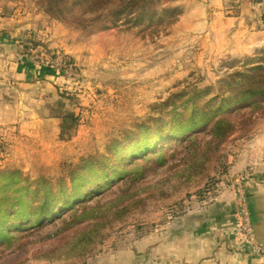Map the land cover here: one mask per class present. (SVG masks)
Returning a JSON list of instances; mask_svg holds the SVG:
<instances>
[{"label": "rangeland", "instance_id": "1", "mask_svg": "<svg viewBox=\"0 0 264 264\" xmlns=\"http://www.w3.org/2000/svg\"><path fill=\"white\" fill-rule=\"evenodd\" d=\"M239 1L228 0L229 6L223 8L224 12L220 9L212 16L221 8L219 0H114L107 4H99L97 0H0V8L4 7L6 14L16 13V23L33 30L23 38L26 41L21 46L23 53L37 51L39 45L47 48L42 50V60L66 77L58 90L72 102L71 111L78 114L70 123L72 130L63 131L61 141L64 142L42 140L40 136L41 140L36 141L32 134L20 137L14 131L9 132L12 133L10 141L3 136L0 142V217L2 209L10 207L9 214L19 209L25 227L15 234L24 236L14 245L0 246V264H127V252L132 248L140 250L145 237L155 241L153 233L159 229L170 227L169 232L173 231L177 225L189 221L191 213L221 201L228 189L247 190L254 170L236 172V160L243 138H254V129L264 126V112L255 113L252 108H241L239 113L234 111L231 114L234 131L215 148L205 132L197 134L196 145L187 141L181 144L182 138L170 136L178 132L177 126H168L173 120L169 116L174 108L166 109L163 114L154 111L157 105L169 100L183 102L185 96L207 88L213 91L204 96V100L220 96L221 85L234 70L227 64L246 63L264 49L261 20L249 26L255 30L248 38H244V33L231 36L232 26L226 17L237 14L232 5ZM255 4L252 1L249 5L256 7ZM141 16L145 17L140 19L144 24L139 23ZM160 18L162 21H158ZM153 20L160 23L152 26ZM256 34L259 43H252ZM249 49L255 52L244 58ZM62 62H66V68ZM195 87L199 89L194 91ZM178 96L182 98L177 100ZM160 116L166 122L164 137L153 139L155 146L151 151L163 152V163L159 158L149 161L147 167L151 165L152 170L143 181L130 187L132 166L144 161L141 156L132 159V152L137 148L142 150L139 153L147 150L143 151L144 145L139 140L136 148L129 150L132 142H128L121 150L123 158L129 157L127 163L132 165L121 168L114 164L113 168L120 171L107 177L109 187L102 194H96V199H86L88 205H95L98 201L104 203L125 196L126 189L130 194L136 192L135 197L127 201L130 209L127 215L105 228L98 243L85 256L58 254L63 244L75 235L74 230L59 235L61 219L72 212L68 207L73 202L68 199L62 204L54 203V208L60 204L67 209L40 229L28 209L23 221L25 212L16 205L18 198L14 190L28 185L29 190H33V186L43 182L57 187L60 181L71 190L74 173L80 171L82 165L87 168L88 159L95 158L89 172L95 176L89 177L88 184L76 186L79 192L88 195L104 181L97 170L112 157L114 142L138 131L143 121L149 118L156 121ZM200 126L203 128L202 124ZM146 154L148 159L152 157ZM75 202L79 204V200ZM58 209L57 206L54 210ZM16 214L0 221L13 222ZM247 238L254 242L251 236ZM255 249L264 252L257 244Z\"/></svg>", "mask_w": 264, "mask_h": 264}, {"label": "crops", "instance_id": "2", "mask_svg": "<svg viewBox=\"0 0 264 264\" xmlns=\"http://www.w3.org/2000/svg\"><path fill=\"white\" fill-rule=\"evenodd\" d=\"M227 1L219 0L221 8L212 16L220 9L224 12L223 8L229 6ZM252 1L256 2V7L249 5ZM245 5L246 8L233 17L226 15L233 37L244 33V38H248L250 32L255 30L249 26L257 20L260 22L263 15L264 0H241V7ZM6 13L5 8L1 7L0 142L3 136L10 141L12 133L9 132L13 131L20 137L32 134L36 141L41 140L40 136L42 140L59 142L65 129L72 130L70 123L78 115L71 111L72 102L58 90L60 84L66 82V77L42 60L41 54L46 50L39 48L34 53H23L22 47L26 43L23 40L33 30L23 28L22 24L16 23L15 16ZM258 37L254 35L252 43L258 41ZM254 52L249 49L244 58ZM240 146L241 160H236V172L240 173L241 169L254 170L247 190L235 192L228 189L221 201L191 213L190 220L177 225L173 231L169 232L170 227L159 229L153 233L155 241H150L149 236L145 237L140 250L132 248L127 252V264H264V252L257 253L255 250L256 244L264 249V126H257L254 138H243ZM242 203L248 209L251 228L255 233L253 243L240 225Z\"/></svg>", "mask_w": 264, "mask_h": 264}, {"label": "trees", "instance_id": "3", "mask_svg": "<svg viewBox=\"0 0 264 264\" xmlns=\"http://www.w3.org/2000/svg\"><path fill=\"white\" fill-rule=\"evenodd\" d=\"M97 2L99 4H107L114 2V0H97ZM238 6H240L239 8L241 9L244 7L246 8V5L241 7V0L238 2ZM238 6L235 8L237 14L239 13ZM15 14L16 13L13 12L11 13L13 16H15ZM262 14L261 21L263 22L262 24H264V11ZM144 16L146 17V15ZM145 17H139V23L144 24L140 19H144ZM158 21H162V18ZM158 21L155 22V20H153L152 26L160 23ZM139 23L135 22L138 26ZM28 41L32 42L33 40L30 39ZM39 47L41 50L47 49L41 47V45H39ZM257 54L258 55L255 58L250 59L246 63L231 62L227 64L234 68V70L231 72L230 78L225 80L221 85L219 89L221 92L220 96L204 100V96L213 91V88H207L205 91H196L195 95L185 96L183 102L169 100L162 105L155 106L154 111L158 114H163L165 110L170 107L174 108L175 111L171 113L172 116H169L173 120L168 122V126H177L176 128L179 130L177 133L170 136L177 137L178 139L182 138V141L180 142L181 144L187 141L194 146L198 141L197 134L205 132L209 134L210 143L213 144L212 146L219 148L221 144L227 140L228 134L234 131L235 124L231 116L234 111L239 113L238 111H240L241 108H252L255 113L258 111L264 112V109L262 108V104H264V49L260 50ZM70 61L73 62V59ZM196 89L199 88L195 87L193 90L195 91ZM180 98H182V96H178L177 100H180ZM224 101L225 103H221ZM233 106H237L238 109L236 110ZM179 108L180 110L177 111ZM163 116H160L156 121L151 118L143 121V123L138 126V131L130 132L126 134L124 138L117 139L114 142L115 146L112 149V157L106 159V164L100 166L97 170L98 175L104 177V181L95 187L94 190H92L93 192H89L88 195L79 192L76 186H84L88 184L90 181L89 177L95 176V174L89 173L91 164L95 158L88 159L90 162L87 164V168L85 165H82L79 168V170H81L74 173L73 189L71 190H68L63 183H60L62 181L57 183V187H55V185L49 186L48 182H43L33 186L35 187L33 190H29V187H31L29 185L26 186V188L22 186L14 190V193L18 198V200L15 201L16 205H19L25 212V215H23V221L27 218L25 216L26 209H28L32 213V216L37 219L35 222L38 224L37 228L40 229L46 224L52 222L57 216H61L62 211L67 209V206H59L60 204H56L60 208L56 212L54 209L57 206L54 208V203L59 202L62 204L68 199L71 203L73 202L68 207V210H72V212L69 213L67 218H60L61 230L59 235L65 234L70 230H74L75 235L70 241L63 244L62 248L59 249L58 254L61 257L63 255L67 257L85 256L98 243L105 228L127 215L130 210L127 201L135 197L136 192L133 191L134 193L130 194L131 191L126 189L124 191L125 196H118L104 203L98 201L95 205H88V200L96 199V194H102V192L109 187L110 179L107 180V177H109L112 172L120 171L113 168L114 164L117 163L121 168H126V166L130 165L127 163L130 160L129 157L123 158V152L121 150L128 142H132V146L129 150L133 151L137 145L136 141L139 140L144 145L143 151L147 150L149 154H152V157L148 159L147 152L139 153L142 151L140 148H137L138 150H136L135 153L132 152V159L141 156L144 161L132 166L129 180L130 187L143 181L146 174L152 170L151 165L149 168L147 167L149 161L151 163L154 159L159 158L161 164L163 163L165 160L163 152L156 153L151 151L155 146V141L153 139L160 136L159 139L162 140L164 137L163 133L165 131H163V129L166 127V122L162 121ZM200 120L201 122H199ZM201 124L203 125V128H201ZM206 125L208 128H206ZM191 133L192 135L189 136L188 134ZM62 135L64 137V133ZM94 165L95 164H93V166ZM121 175L125 176V174ZM14 183L16 182H12V184ZM60 186L62 189H57ZM4 193L6 197H9L6 192ZM75 195L79 196L74 197ZM25 196H27L26 200L23 198ZM78 200L79 204L76 205L75 201ZM9 209L10 207L8 209H2V216L0 219L12 215L13 213L17 214L14 215L15 219L13 222L7 220L0 221V234L4 235L3 237L0 236V246H12L24 236L22 234L15 236V234H18L20 230L25 227L18 214L19 209H16L17 211L12 212L11 214L8 212Z\"/></svg>", "mask_w": 264, "mask_h": 264}, {"label": "built area", "instance_id": "4", "mask_svg": "<svg viewBox=\"0 0 264 264\" xmlns=\"http://www.w3.org/2000/svg\"><path fill=\"white\" fill-rule=\"evenodd\" d=\"M232 6L234 8H237L238 3L237 4H233ZM28 40H30V39H28ZM35 51L36 50L33 49V50H29L28 52H33L34 53ZM62 65H63L64 68H66V62L65 63L62 62ZM230 179H232V178H230ZM241 191H243V190H241ZM240 206H241L240 213H241V218H242V231H243V233L246 236H251V229L252 228H251V220H250V215H249L248 209H247V207H246V205L244 203H242ZM259 248H261V247H259ZM255 250H256L257 253H260L262 251V249L261 250L255 249Z\"/></svg>", "mask_w": 264, "mask_h": 264}, {"label": "bare ground", "instance_id": "5", "mask_svg": "<svg viewBox=\"0 0 264 264\" xmlns=\"http://www.w3.org/2000/svg\"><path fill=\"white\" fill-rule=\"evenodd\" d=\"M251 237L253 240H255V233L253 232V230L251 229Z\"/></svg>", "mask_w": 264, "mask_h": 264}, {"label": "water", "instance_id": "6", "mask_svg": "<svg viewBox=\"0 0 264 264\" xmlns=\"http://www.w3.org/2000/svg\"><path fill=\"white\" fill-rule=\"evenodd\" d=\"M245 201L248 203V201H247V196L245 195Z\"/></svg>", "mask_w": 264, "mask_h": 264}]
</instances>
